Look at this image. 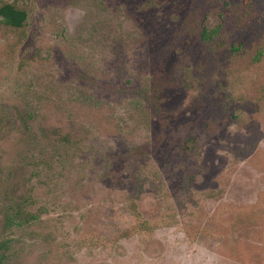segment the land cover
<instances>
[{"label":"rangeland","instance_id":"rangeland-1","mask_svg":"<svg viewBox=\"0 0 264 264\" xmlns=\"http://www.w3.org/2000/svg\"><path fill=\"white\" fill-rule=\"evenodd\" d=\"M4 4L28 14L0 18L6 264H264V0Z\"/></svg>","mask_w":264,"mask_h":264},{"label":"trees","instance_id":"trees-1","mask_svg":"<svg viewBox=\"0 0 264 264\" xmlns=\"http://www.w3.org/2000/svg\"><path fill=\"white\" fill-rule=\"evenodd\" d=\"M0 18L2 19V22L11 28H22L24 27L25 23L28 19V14L25 10L20 9L16 7L13 4H4L0 7ZM198 34L200 36L201 41L203 42H213L216 40L221 33L222 26L221 25H215V26H208V25H199L197 27ZM123 87H119L116 89L118 93H122L121 89ZM153 98V97H152ZM150 101L153 100L151 97L148 98ZM162 132L160 134V142H162L163 134L165 131H167L169 128V125L166 121H162ZM185 131H181L182 134H184ZM180 135V134H179ZM191 143H194L195 146L198 144V140L192 136L191 138L185 139L182 144L191 145ZM62 144L65 146L66 149H69L71 147V141L65 140L62 142ZM146 155V150L144 147H140L134 151L128 152L126 155H121L119 158L123 159L125 161V166L128 169V171L131 173L132 176H134L133 171L130 169L134 168L139 164L141 158H143ZM118 158V157H117ZM133 178V177H132ZM191 178L187 177L185 183L182 188L179 191V194H185L189 190V185L191 184ZM36 215L30 214L24 207L18 206L17 209L10 214L9 212L6 213V222L11 227L17 226L19 228L29 224L32 220H34ZM7 242H0V264H6L8 256H7Z\"/></svg>","mask_w":264,"mask_h":264}]
</instances>
